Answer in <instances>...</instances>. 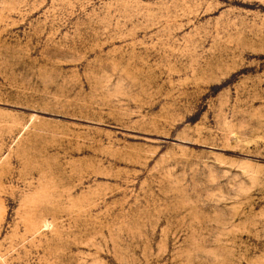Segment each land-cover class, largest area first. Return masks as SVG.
Returning a JSON list of instances; mask_svg holds the SVG:
<instances>
[{
    "label": "rangeland",
    "instance_id": "374dc122",
    "mask_svg": "<svg viewBox=\"0 0 264 264\" xmlns=\"http://www.w3.org/2000/svg\"><path fill=\"white\" fill-rule=\"evenodd\" d=\"M0 264H264V0H0Z\"/></svg>",
    "mask_w": 264,
    "mask_h": 264
}]
</instances>
